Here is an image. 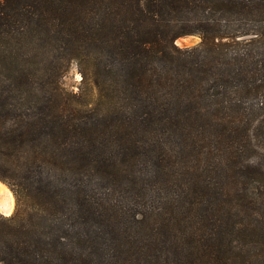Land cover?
<instances>
[{"label": "trees", "instance_id": "obj_1", "mask_svg": "<svg viewBox=\"0 0 264 264\" xmlns=\"http://www.w3.org/2000/svg\"><path fill=\"white\" fill-rule=\"evenodd\" d=\"M0 165V264H264V0H0Z\"/></svg>", "mask_w": 264, "mask_h": 264}, {"label": "rangeland", "instance_id": "obj_2", "mask_svg": "<svg viewBox=\"0 0 264 264\" xmlns=\"http://www.w3.org/2000/svg\"><path fill=\"white\" fill-rule=\"evenodd\" d=\"M200 42V37L198 35H188V36H184V37H180L177 40H175V45L179 48H190L193 46L198 45ZM81 80H82V76L80 74V69L78 67V65L76 63H68L66 66V69L61 77V85L62 87L65 89L66 92H70V93H77L80 92V89H85L84 86H81ZM91 90V89H90ZM92 91V90H91ZM93 94V93H92ZM41 95H49V94H41ZM41 150H45L48 153H50L52 151V147L49 144H45L44 146L41 147H25L24 149H22V155L25 157V159L21 160V162L27 161L31 158V155L33 154V152H40ZM49 155V154H48ZM60 159H56L55 161H58ZM58 167L60 166L62 168V166L57 163ZM3 165H0V174L2 175H6L9 176L10 171L6 168L2 167ZM50 166H33L30 169V175L33 178H37V172H40L42 175V177L44 176L43 174L48 172V168ZM53 173H55L57 177H59V179L62 182H67L69 181V175H61V172H56L53 171ZM24 174V173H23ZM68 174V173H65ZM91 177L93 181H98V180H102L103 177H106V175L102 176L101 174L97 173L96 170H92L91 173ZM180 178V177H179ZM17 182H20L22 185L21 189L23 191V193L25 194L26 197H28L29 195H31V198L29 199V204H32L31 201H33L34 196V188L37 186L35 184H33L34 186L30 188L29 190V185L28 182L29 181H24V180H20L19 177H17ZM250 183H253V188H252V192H256L257 193V188L262 189L264 186V178L260 177V176H253L250 180ZM0 185L2 186V191H0V194L6 196L7 194H10L11 198H12V209L10 211L9 214H5L3 212H0V216L4 217V218H9L10 216H12L15 212V208H16V198L14 193L12 192L11 188L5 183L2 182L0 180ZM105 186V185H103ZM239 188H241V185H239ZM101 190H105L104 187L101 188ZM4 193V194H3ZM257 197V196H256ZM258 205L264 204V200L261 201L259 199V201L257 202ZM238 240V245H240L241 243H244V241L247 239L241 235H239L238 237H235Z\"/></svg>", "mask_w": 264, "mask_h": 264}, {"label": "bare ground", "instance_id": "obj_3", "mask_svg": "<svg viewBox=\"0 0 264 264\" xmlns=\"http://www.w3.org/2000/svg\"><path fill=\"white\" fill-rule=\"evenodd\" d=\"M0 191H2L1 185H0ZM11 209H12V198L10 194H7L6 196L0 194V212L9 214Z\"/></svg>", "mask_w": 264, "mask_h": 264}]
</instances>
